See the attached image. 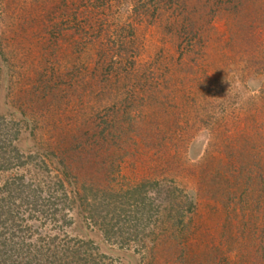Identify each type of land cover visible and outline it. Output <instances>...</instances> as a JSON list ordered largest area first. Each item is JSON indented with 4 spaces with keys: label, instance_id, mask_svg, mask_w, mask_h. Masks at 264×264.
Returning a JSON list of instances; mask_svg holds the SVG:
<instances>
[{
    "label": "rangeland",
    "instance_id": "374dc122",
    "mask_svg": "<svg viewBox=\"0 0 264 264\" xmlns=\"http://www.w3.org/2000/svg\"><path fill=\"white\" fill-rule=\"evenodd\" d=\"M234 1L0 0V116L18 123L16 145L23 153L49 151L52 157L71 160L80 175L81 165L92 156L85 150L77 163L68 146L44 131L49 123L82 134L75 127L90 116L89 107L97 102L94 89L88 95L46 100L31 90L39 86L42 73L43 88L54 73L67 91L75 77L85 76L92 50L77 46L82 50L78 57L73 44L76 27L88 17L101 35L110 34L106 45L116 36L132 40L144 64L140 68L152 77L153 98L146 86L123 88L124 97L135 99H124V110L135 118L124 122L131 127L119 140L111 183L127 195L129 186L144 179L158 181L144 186L152 213L158 195L162 202L174 188L168 196L172 202L185 208L196 202V208L185 234L157 242L151 252L141 240L155 216L145 210L141 217L127 197L129 204L110 238L78 208L69 210L72 222L63 230L90 240L106 264H247V253H237L236 239L250 231L251 221H257L260 231L264 215L256 211L263 206L253 193L260 188L257 179H244L251 171L241 176L239 170L249 161L243 169L255 168L253 159L264 165V0H239L240 7L233 8ZM147 8L151 10L144 15ZM98 112L93 123L105 126L106 109L100 105ZM251 209L253 220L245 225ZM140 221L141 227L132 229ZM145 237L151 246L150 235Z\"/></svg>",
    "mask_w": 264,
    "mask_h": 264
},
{
    "label": "trees",
    "instance_id": "16d2710c",
    "mask_svg": "<svg viewBox=\"0 0 264 264\" xmlns=\"http://www.w3.org/2000/svg\"><path fill=\"white\" fill-rule=\"evenodd\" d=\"M240 3L239 0H235L232 7L235 8L236 5L240 7ZM140 4V6L144 5ZM138 8L137 5L134 7L137 13L140 12ZM150 10L145 9L143 14ZM151 14L153 15V12ZM88 21L89 17L84 21L85 24L76 27L73 44L77 49L79 46L87 48V52L92 50V53H87L89 67L85 64V76L75 77L74 86H70L67 91L60 88V80L54 77V73L48 76L46 82L48 84H44L43 88L45 78L42 77L44 75L42 73L38 79L40 84L37 89L31 88L35 92L34 96L45 100L59 97L60 94L66 98L72 94L76 97L80 94L82 96L84 92L88 95L89 89L90 91L94 89L99 105L94 102L89 107L90 116L86 118L83 116L82 126L75 127V131L77 133L82 131V134L77 135L72 128L61 130L60 125L49 123L46 124L47 129L45 127L46 131H44V134L49 132V137L53 139L56 136L65 148L68 146V151L71 149L70 152L76 154L74 157L77 163L85 150L91 151L92 156L81 165L84 168L83 173L80 175L74 172L76 167L72 165L71 160L52 157L49 151H45V154L39 153V150L29 153L20 151L16 145L20 134L18 123L0 116V264H106L102 259L104 255L94 251L95 247L90 240L70 236L63 230L72 222L68 211L74 207L78 208L80 213L82 212V217L96 225L107 238L114 236V229L119 223L121 213L125 210V205L129 204L125 200L126 197L131 201L129 206H132L134 212L141 217L145 210L149 213L152 211V207L148 208L146 205L149 202H146L147 192L144 186L156 185L158 181L150 182L144 179L136 185L129 186L126 195L111 183V171H115L114 167L116 168L118 164L115 155L120 151L119 140L131 127L125 125V120L135 118L131 110H124V99L126 102L130 100V103L135 99L132 95L124 97L123 88L130 84V87L146 86L150 92L148 97L153 98L151 91L154 82L152 77L140 68L144 64L137 58L136 45H133L132 40L116 36L117 40H113L110 46L106 45L104 42L110 39L108 31L101 35L102 29L96 27V21ZM56 27L58 28V25ZM0 52L2 53L3 50L1 49ZM80 53L82 54V50L78 51V57ZM129 89L127 87V92ZM100 105L101 108L106 109V114L102 115L109 117L105 121L107 123L105 126L93 123V118L99 114ZM49 106L55 111L59 108L58 105ZM99 126L100 129H97ZM88 135L92 136L89 141ZM72 139L75 145L69 141ZM48 144L53 145L50 141ZM249 162L247 165L250 164ZM252 163L255 168L243 169L247 165L242 164L239 174L244 176L243 171L250 170L251 173H248L244 179H257L256 184L260 185L261 189L257 187L253 193L257 205L263 206L261 205L258 210L256 207V211H261L264 215V165L254 159ZM77 171L79 172L78 169ZM252 173L253 176H250ZM81 176L82 180H80ZM174 191L175 188L167 195H171ZM168 196L161 199V202V197L158 195L157 207L153 213L151 212L155 216L153 227L142 240L137 239L142 241L143 247L147 246L149 252L157 242L167 241L174 234L182 236L188 227V220L195 211L196 202L189 201L185 208L184 203L172 202ZM253 211L251 209L247 214L245 225L253 220L251 219ZM261 221L260 231H258L259 225H256L257 221H251L254 225L248 228L250 231H243L241 237L236 239L237 253L242 255L247 253L244 255L248 260L247 264H264V218ZM141 222L132 224V229L138 230ZM147 235L151 237V246L145 242ZM131 237L136 239V235L131 234L129 238ZM129 240L131 239H124L127 242ZM172 247H175V243Z\"/></svg>",
    "mask_w": 264,
    "mask_h": 264
}]
</instances>
